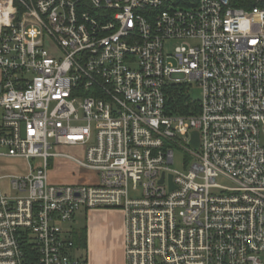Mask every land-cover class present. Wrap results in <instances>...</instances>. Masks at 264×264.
<instances>
[{
    "label": "built area",
    "instance_id": "obj_1",
    "mask_svg": "<svg viewBox=\"0 0 264 264\" xmlns=\"http://www.w3.org/2000/svg\"><path fill=\"white\" fill-rule=\"evenodd\" d=\"M263 136L264 0H0V264H91L64 225L111 209L124 264H264Z\"/></svg>",
    "mask_w": 264,
    "mask_h": 264
},
{
    "label": "rangeland",
    "instance_id": "obj_2",
    "mask_svg": "<svg viewBox=\"0 0 264 264\" xmlns=\"http://www.w3.org/2000/svg\"><path fill=\"white\" fill-rule=\"evenodd\" d=\"M189 94L193 101L201 102L202 90L197 84L192 85ZM261 141L264 144V136ZM58 151L83 157L80 149L60 148ZM3 164L6 167L0 169L2 174L21 175L27 171L24 161H8ZM94 176V172L68 159L50 161L49 178L54 184L85 185ZM4 184L6 186V182ZM64 226L73 229L72 238L77 243L75 253L78 256L89 259L91 264H124L123 240L119 236V232L124 230V214L121 211L111 209L81 212L76 215L72 225ZM84 230L89 237L86 247L80 242V233Z\"/></svg>",
    "mask_w": 264,
    "mask_h": 264
},
{
    "label": "trees",
    "instance_id": "obj_3",
    "mask_svg": "<svg viewBox=\"0 0 264 264\" xmlns=\"http://www.w3.org/2000/svg\"><path fill=\"white\" fill-rule=\"evenodd\" d=\"M185 88H172L170 91V103L174 113H189V110L192 106L191 97L189 93L186 92ZM75 245H77L74 239ZM79 242V241H78ZM80 242L81 245L86 247L88 243L87 232L84 230L80 233Z\"/></svg>",
    "mask_w": 264,
    "mask_h": 264
},
{
    "label": "water",
    "instance_id": "obj_4",
    "mask_svg": "<svg viewBox=\"0 0 264 264\" xmlns=\"http://www.w3.org/2000/svg\"><path fill=\"white\" fill-rule=\"evenodd\" d=\"M192 145L198 149L199 147V134L197 132L193 133Z\"/></svg>",
    "mask_w": 264,
    "mask_h": 264
},
{
    "label": "crops",
    "instance_id": "obj_5",
    "mask_svg": "<svg viewBox=\"0 0 264 264\" xmlns=\"http://www.w3.org/2000/svg\"><path fill=\"white\" fill-rule=\"evenodd\" d=\"M0 169H2L3 170V168L4 167H6V166H4V164L3 163H0ZM119 236H120V238L123 240V230H121L120 232H119ZM90 237H91V235H90ZM89 238V237H88Z\"/></svg>",
    "mask_w": 264,
    "mask_h": 264
}]
</instances>
